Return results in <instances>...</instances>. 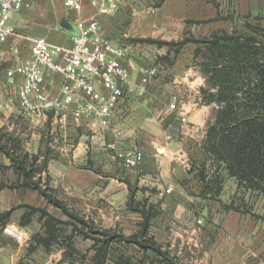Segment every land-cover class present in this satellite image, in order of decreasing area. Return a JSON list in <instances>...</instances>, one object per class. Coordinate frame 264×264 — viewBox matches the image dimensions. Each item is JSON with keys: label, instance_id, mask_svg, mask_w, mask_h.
I'll return each instance as SVG.
<instances>
[{"label": "crops", "instance_id": "crops-1", "mask_svg": "<svg viewBox=\"0 0 264 264\" xmlns=\"http://www.w3.org/2000/svg\"><path fill=\"white\" fill-rule=\"evenodd\" d=\"M29 1L31 6L13 14L10 24H15L18 20L22 22L25 11L36 6L49 9L55 2L60 6V10L64 11L60 22L75 14L64 7L62 0ZM223 9H228L230 14L219 15ZM131 10L135 12L129 20L126 16ZM260 11H264V0H125L106 15L97 14L90 3L85 1L82 14L95 16L108 37L115 44L126 48L130 81L137 84L149 58L140 54L138 46L132 48V44L127 45L126 42L130 39L128 37H134L133 40H136L135 37H143L166 42H175L177 38L180 37L181 40L187 36L208 37L220 30H243L247 16L258 17ZM255 12L258 14L255 15ZM50 26L53 28L51 32L40 36L54 44H71V32L58 29L52 23ZM18 31L26 37L21 44V56L29 57L28 35L22 30ZM12 41L10 39L7 45L12 44ZM196 47L193 42L184 44L178 55L173 57L174 63L168 65V70L161 75L157 74L148 85L146 94H133L121 99L111 117L112 128H101L98 122L86 117L75 121L72 115H69L65 131L62 132L66 141L65 148L73 155L72 160L62 162V169H65L63 179L69 189V197L65 199L69 198L73 205L105 202L115 204L121 199L116 192L125 188L121 186L123 181L118 180L119 174L124 172L131 184L137 183V187L144 185L145 192L150 191L141 198L142 202L149 206L147 211L133 209L134 215L129 221L120 213L112 211L114 223L123 228L124 232L128 231V226L138 227L137 232H130L134 233L130 234L132 238L142 239V235H145L148 242L157 241L158 238L166 242L172 223L176 225L172 246L174 247L177 241L178 253L186 250L189 232L199 234L193 244L195 250L201 253V256L198 255V258L193 260L196 264H264L263 217L240 210L220 208L219 211L213 212L211 223L205 218V210L203 214L195 216L190 209L194 199L213 200L204 198L199 193L189 196L185 192L196 183L200 185L197 171L190 172V169L194 162L198 165L205 158L201 144L206 136L208 124L215 119L217 108L216 104L201 103L200 89L205 85L206 78L195 65L196 61L204 57L202 55L195 59ZM47 81L51 95H56L62 84V77L48 73ZM0 82L11 86V90L5 89L6 94H9L5 107L1 105L6 114L5 119H10L14 111L13 100L18 103L17 90L21 80L17 77L15 82L11 81L5 72L1 71ZM174 101L177 103L175 109L170 108ZM48 115L50 120H55L52 112L43 115V119ZM183 116L186 117L185 123L181 121ZM13 118L14 120L11 118L8 123H14L17 118ZM40 120L24 115L21 119L26 127L24 132H14V124L7 128L11 136L20 133L26 134L27 137L26 140L20 141L16 148L19 151L18 162L11 159L12 154L9 155L10 165H17L22 180L18 185L19 189L11 197L4 189H0V213L12 210L11 202L19 205L17 214L11 213L6 224L21 229L25 241L18 242L15 247L11 244L9 236L4 234L0 241V264H43L38 258L43 245L35 240L38 235L46 236L42 232L44 219L41 210L45 209V212L55 217L57 215L52 209L62 210L50 203L40 189ZM113 129L120 130L121 134L116 135ZM111 144H115V148H110ZM134 148L144 152L142 164L135 168H123L118 154ZM10 151H13L12 148ZM47 167L49 173L62 175L63 170L60 172L59 166L53 160L49 162L48 159ZM107 169L112 172V175H108L111 176L110 180H107L106 173H103ZM168 187L172 188V194L166 193ZM31 207L37 211L32 212ZM98 209L105 214L103 205ZM197 218L204 220V224L202 222L197 225ZM201 227L206 230L212 228L208 245H204L202 241L205 233ZM138 242L136 240L132 243L141 246ZM164 244L161 243L162 246ZM146 248L152 249L150 246ZM163 257L159 253L158 258L162 260ZM158 258L151 260L157 263ZM49 262V259H45L44 264Z\"/></svg>", "mask_w": 264, "mask_h": 264}, {"label": "rangeland", "instance_id": "rangeland-1", "mask_svg": "<svg viewBox=\"0 0 264 264\" xmlns=\"http://www.w3.org/2000/svg\"><path fill=\"white\" fill-rule=\"evenodd\" d=\"M41 7L42 6L37 8L36 6L32 10L25 11L22 22L18 20L15 22V24L11 25L16 30H22L24 34L28 35V38L29 36L32 38L49 34L51 29H53L50 26L51 23L54 24L56 28L60 29L59 23L64 12L60 10V6L55 2V5L53 4L49 9H43ZM134 12V10H131L127 13L126 17H129L130 20ZM221 14H226L228 16L230 11L228 9H223L221 12H219V15ZM254 14L256 15L258 13L255 12ZM258 15L264 16V11H260ZM261 23L264 24V20H262ZM128 38L130 39L127 40V45L132 44V48L138 46L137 50H139L140 54L143 56H148L149 62L146 68L148 66L157 67L158 75H161V73L163 74V72L168 70V65H170L169 61H171L174 57V51L169 53V50L174 46L153 43V41H149L152 40V38L135 37L136 40H133L134 37ZM179 40L180 37L177 38L175 42ZM167 56L168 58L166 59L165 57ZM10 87L11 86L7 83L0 82V189H4L11 197L12 194H14L15 191L19 189L18 185L22 179H20L21 173L18 171L17 165H14V167L13 165H10L9 155L12 154L11 159L16 158L15 161L16 163L18 162L17 157H19V151H17L16 148H18L20 141L26 140L25 138L27 136L26 134H20L26 129L25 124L21 121V119L24 118V115L26 114L20 108L19 104L13 100L14 111L12 112L10 119H5L6 114L4 113V109H2L3 107L1 108V105H4L5 107L7 97L9 96V94H6L5 89L11 90ZM12 95L14 96V94ZM13 117L17 118L15 119V122L8 123L11 118L14 120ZM36 118L39 120L41 119L39 123V131L41 132L42 138L41 189L60 198L68 209V213H65L60 209L55 211L52 207V211L57 215L56 218L61 220L60 223L55 224V227L59 228L60 235L48 249H44V246L41 247L42 253L40 257H38L39 260H41L40 262L44 264L45 259H49L50 262L48 264H96V254L98 248L101 246L103 240L109 239L111 241H109V250L105 264H116V259L119 256L127 258L132 257L134 259H144V264H196L193 262V260H196L198 255L201 256V253L199 254L193 245L195 243L196 236L199 237L198 233L195 234L189 232L186 239V250L178 253V245L176 244L177 241L175 242V246H172V240L176 236L173 234L176 225L171 223L170 234L167 238L168 241L162 242L160 238L153 242H148V240H145V244L150 243L153 246L152 249L147 250L146 247L139 246L137 243H132L136 240L141 241V237L140 239H134L132 238L133 236L130 235L134 234L130 233L132 231L137 232L138 227L128 226V231L124 232L123 228H120L119 225L114 223L115 221L113 219L112 211L120 213V215L125 216V219L129 221L131 216L134 215L133 209L139 208L143 211H147V208L149 207L148 204L142 202L141 198H143L142 196H144L147 192L149 193L150 191L145 192L144 185H139L137 187V183L131 184L127 180V176L124 172L119 174L118 180L123 181L125 185L121 184V186L123 185L125 188L116 192L120 195L121 199L115 204L105 202L104 204L88 203V205H73L72 202L69 201V198L65 199L66 197H69V189H67L66 182L63 179V176L65 175V169H62V162L73 159L71 151L65 148L66 141L64 137H62V132L65 131V124H62L56 120H50L49 115L45 119H43L42 115L38 117L36 116ZM12 124H14L12 126L13 131L20 132L18 135L15 134V136H11L8 134L7 128ZM11 148L13 151H10ZM48 159L49 162L53 160V162L57 163L59 166L58 170L60 172L61 169L63 170L62 175H54L49 173L47 167ZM78 164L82 165V163ZM103 173L104 175L106 173V179L110 180L111 176L108 175H112V172L107 169V171ZM222 174L224 178V189L220 195V198L216 199L215 201L194 199L195 201L191 203L190 209L193 210L195 216L203 214L205 210V214H207L205 217L206 220L213 223V212H215V210L219 211L220 208L228 209L227 206L231 205L234 210H240L242 212L264 218V195L255 191L239 188L237 187L234 178L227 175L225 171H223ZM199 191V184L196 183V185L190 187L185 193H187L189 196H193L198 194ZM127 198L128 200H126ZM98 205H103L105 207V214H103V211H99ZM18 208L19 205L11 202V209L13 210L12 213L14 215L17 214ZM199 219L200 218H197L195 221V223L197 222V225H199ZM136 222L135 225L137 224ZM202 222L204 224V220H201V223ZM0 223V241L5 234V236H9L11 244L17 247L18 242H21L18 241L14 236L5 232L4 228L7 226V224L3 225L2 220ZM201 229L205 233L202 241L204 242V245H208L210 242L208 237L210 233L213 232L212 228L206 230L201 227ZM46 230L47 229L45 227L42 229L44 235H46ZM69 241L72 242L76 251H71V249L67 246ZM161 243L165 244L162 246ZM161 246L163 248H161ZM156 248L166 254L162 260L158 258L159 253L156 251ZM152 258H158V262L154 263L151 260Z\"/></svg>", "mask_w": 264, "mask_h": 264}, {"label": "built area", "instance_id": "built-area-1", "mask_svg": "<svg viewBox=\"0 0 264 264\" xmlns=\"http://www.w3.org/2000/svg\"><path fill=\"white\" fill-rule=\"evenodd\" d=\"M88 1L97 14H109L125 0H62L70 12L69 20L77 32L71 34V44H54L45 37L28 38L30 56H21V44L26 37L10 23L13 14L30 7L29 0H0V72L11 81L20 78L17 90L18 104L27 116L54 114L56 121L66 124L71 114L75 121L86 117L110 129L111 117L121 99L133 94H146L148 85L158 74V68L148 66L142 71L137 84L130 81L127 50L115 44L104 32L95 16L82 14L83 3ZM11 40L12 44L7 45ZM59 74L62 84L56 95L49 91L47 74ZM177 107L176 101L170 108ZM183 123L186 117H181ZM116 135L121 131L113 129ZM115 148V144L109 145ZM123 168L142 164L144 152L139 148L118 154ZM171 193L172 188H166ZM201 223V220H198ZM7 225L4 230L25 241L24 232Z\"/></svg>", "mask_w": 264, "mask_h": 264}, {"label": "trees", "instance_id": "trees-1", "mask_svg": "<svg viewBox=\"0 0 264 264\" xmlns=\"http://www.w3.org/2000/svg\"><path fill=\"white\" fill-rule=\"evenodd\" d=\"M253 20H251V19ZM250 19L251 21H249ZM264 16H247L244 29L220 30L208 37L187 36L177 42L153 41L159 45L174 46L177 56L182 46L188 42L197 45L195 59L204 56L195 65L206 78L201 87V103L216 104V114L209 123L206 136L201 144L204 160L190 172L197 171L199 195L217 199L224 189L222 172L235 179L237 187L264 195ZM255 21V22H254ZM166 59L168 58L165 57ZM174 60L169 61L173 64ZM9 149V148H8ZM16 159V158H14ZM36 188H40L36 186ZM41 189V188H40ZM50 203L68 213L64 202L41 189ZM228 209H233L230 205ZM32 212L37 211L31 207ZM236 210V209H235ZM13 210L0 214V222L6 225ZM46 236L35 237L37 243L47 249L58 238L59 228L55 224L61 220L41 210ZM1 224V223H0ZM109 239L103 240L97 250L96 264H105L109 250ZM142 235L140 245L145 244ZM67 246L74 251L72 242ZM76 251V250H75ZM165 256V253L156 248ZM130 257V256H129ZM144 259L119 256L116 264H144Z\"/></svg>", "mask_w": 264, "mask_h": 264}, {"label": "water", "instance_id": "water-1", "mask_svg": "<svg viewBox=\"0 0 264 264\" xmlns=\"http://www.w3.org/2000/svg\"><path fill=\"white\" fill-rule=\"evenodd\" d=\"M60 28H62L65 31H69L71 33L77 32L76 28L74 27V25L71 23V21L68 18H64L60 22Z\"/></svg>", "mask_w": 264, "mask_h": 264}]
</instances>
